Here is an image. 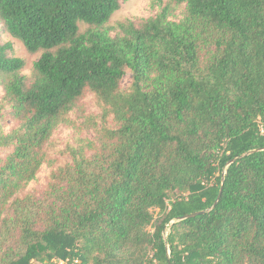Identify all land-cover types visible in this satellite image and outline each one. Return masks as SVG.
Returning <instances> with one entry per match:
<instances>
[{
    "label": "trees",
    "instance_id": "trees-1",
    "mask_svg": "<svg viewBox=\"0 0 264 264\" xmlns=\"http://www.w3.org/2000/svg\"><path fill=\"white\" fill-rule=\"evenodd\" d=\"M124 1L0 0V264H264V0Z\"/></svg>",
    "mask_w": 264,
    "mask_h": 264
},
{
    "label": "rangeland",
    "instance_id": "rangeland-1",
    "mask_svg": "<svg viewBox=\"0 0 264 264\" xmlns=\"http://www.w3.org/2000/svg\"><path fill=\"white\" fill-rule=\"evenodd\" d=\"M170 6L172 8V16L170 19L178 20L181 17V13L183 12V7L175 6L171 0H126L120 3V7L118 11H116L108 23L107 27L115 28L117 23L130 20V21H139L143 19H147L149 17L155 16L164 6ZM0 40L2 42H8L12 46V55L16 58L23 60L24 68L21 71V75L29 78L32 73L34 63L39 59L40 53H28L23 45L10 37L8 34H1ZM131 75L126 73L124 76L121 87L126 88L130 84ZM2 97V92L0 89V98ZM82 105L84 107V111L82 114L88 115L91 113L99 114L98 108L95 106V102L91 95H86V97L82 100ZM79 124L69 125V126H61L56 129L52 136V141L50 145L53 157L60 158L59 152L64 150L67 145H72L74 137L77 134ZM94 135L89 133H84L82 138H86V140H90ZM50 172V168L46 165H43L40 168L39 173L37 174L35 180L30 182L25 190L26 193H30L32 195L38 196L46 187L48 182V175ZM153 214L157 213V210H152Z\"/></svg>",
    "mask_w": 264,
    "mask_h": 264
},
{
    "label": "water",
    "instance_id": "water-1",
    "mask_svg": "<svg viewBox=\"0 0 264 264\" xmlns=\"http://www.w3.org/2000/svg\"><path fill=\"white\" fill-rule=\"evenodd\" d=\"M260 151H264V148H260V149H256V150H253V151L247 152L246 154L242 155L241 157L248 156V155H250V154H252V153L260 152ZM220 194H221V190H220V193H219L217 199L215 200L213 206H212L209 210H212V209L216 206V204H217V202H218V200H219V198H220ZM209 210H208V211H209ZM202 213H203V212L193 213V214H190V215H187V216H184V217L178 218L177 221H181V220L188 219V218H193V217H196V216H198V215H200V214H202Z\"/></svg>",
    "mask_w": 264,
    "mask_h": 264
},
{
    "label": "built area",
    "instance_id": "built-area-1",
    "mask_svg": "<svg viewBox=\"0 0 264 264\" xmlns=\"http://www.w3.org/2000/svg\"><path fill=\"white\" fill-rule=\"evenodd\" d=\"M60 264H62V262H60Z\"/></svg>",
    "mask_w": 264,
    "mask_h": 264
}]
</instances>
